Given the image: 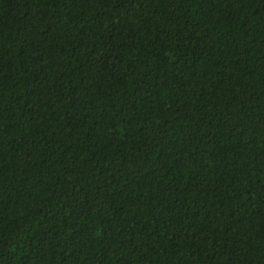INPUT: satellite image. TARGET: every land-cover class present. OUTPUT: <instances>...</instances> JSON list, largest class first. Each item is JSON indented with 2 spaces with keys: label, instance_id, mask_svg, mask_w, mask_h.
<instances>
[{
  "label": "trees",
  "instance_id": "16d2710c",
  "mask_svg": "<svg viewBox=\"0 0 264 264\" xmlns=\"http://www.w3.org/2000/svg\"><path fill=\"white\" fill-rule=\"evenodd\" d=\"M0 264H264V0H0Z\"/></svg>",
  "mask_w": 264,
  "mask_h": 264
}]
</instances>
